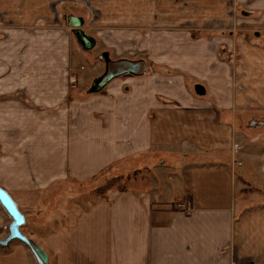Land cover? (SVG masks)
<instances>
[{
	"label": "crops",
	"instance_id": "1",
	"mask_svg": "<svg viewBox=\"0 0 264 264\" xmlns=\"http://www.w3.org/2000/svg\"><path fill=\"white\" fill-rule=\"evenodd\" d=\"M170 1L133 0L131 8L159 12L169 5L170 11L182 12L181 0ZM242 1L249 12L264 15V0ZM51 2L0 0V17L8 19L9 12V20L21 24L24 13L48 11ZM13 37L0 36V187L25 213L28 235L47 253L48 264H264V206H245L238 196L249 186L246 169L253 165L264 178V131L254 134L262 136L258 157L251 142L252 149H237L236 158L231 148L240 134L230 112L191 109L183 115L176 106L148 99L142 108L158 114L136 115L140 110L130 104V126L110 121L119 126L105 127L102 119L85 116L72 123L69 114L55 115L52 95L38 97L54 86L40 87L37 68H30L36 74L28 82L18 84L14 73H6L4 53L16 43ZM9 92L30 95L8 101ZM204 106L208 103L198 100L190 105ZM164 107L173 108L170 115ZM129 159V172L125 166L116 171L128 176L130 188L112 190L87 207L76 202L71 183L86 182ZM236 159L241 162L235 165ZM181 203L189 209H178ZM11 223L0 205V240L8 237ZM0 264L36 260L27 245L14 240L0 246Z\"/></svg>",
	"mask_w": 264,
	"mask_h": 264
},
{
	"label": "rangeland",
	"instance_id": "2",
	"mask_svg": "<svg viewBox=\"0 0 264 264\" xmlns=\"http://www.w3.org/2000/svg\"><path fill=\"white\" fill-rule=\"evenodd\" d=\"M132 1L52 0L48 11L24 13L21 24L9 20L7 12L8 19L0 17V36H14L11 42L16 43L4 53L6 73H14L13 83L18 84L28 82L30 75L36 74L30 68H37L40 87L54 86L51 92H40L38 97L52 95L55 115L69 114L72 123L77 116H85L102 119L105 127L119 126L110 121H125L129 123L125 126H130V104L140 110L136 115L158 114L156 109L142 108V101L149 102L148 99L176 106L183 115L191 109L212 115L230 112L237 116L236 134H240L232 142L231 151L234 155L237 149L249 152V143L255 142L258 157L262 136L254 134L264 131V15L249 12L248 2L242 0H193L198 5L181 0L182 12L170 11L169 5H163L162 11L144 13L131 8ZM73 16L84 19L81 29L93 39L91 48L83 47L77 38L70 25ZM107 60L144 61L146 73L116 78L97 92L94 83L104 75ZM29 95L9 92L6 100H14V96L23 100ZM197 100L208 106L191 108ZM170 109L173 108L163 110L170 115ZM239 162L236 159L235 165ZM115 166L100 172L103 176L98 173L86 182L71 183L76 184L71 189L76 202H87L81 205L87 207L97 198H106L115 189L109 182L122 175L118 171L125 166L124 171L129 172L130 159ZM252 167L246 169V174L256 189L247 186L245 194L238 192V196L244 199L245 206H264V178ZM129 181L126 188H130ZM101 187L102 195L98 192ZM26 225L27 222L21 231L31 239Z\"/></svg>",
	"mask_w": 264,
	"mask_h": 264
},
{
	"label": "water",
	"instance_id": "3",
	"mask_svg": "<svg viewBox=\"0 0 264 264\" xmlns=\"http://www.w3.org/2000/svg\"><path fill=\"white\" fill-rule=\"evenodd\" d=\"M70 25L75 28V34L85 48H91L94 45L93 39L88 37L81 29L84 25V19L82 17H71ZM146 73V64L144 61H109L107 60V67L104 75L96 79L94 83L95 90L101 91L114 79L126 76H142ZM0 205L5 210L7 215L12 219V223L9 226V236L5 240H0V246L6 247L12 241L18 240L27 245L36 260V264H48L47 253L36 244L33 240L27 238L21 231V228L26 224V217L21 212L17 203L10 196V194L0 187Z\"/></svg>",
	"mask_w": 264,
	"mask_h": 264
},
{
	"label": "trees",
	"instance_id": "4",
	"mask_svg": "<svg viewBox=\"0 0 264 264\" xmlns=\"http://www.w3.org/2000/svg\"><path fill=\"white\" fill-rule=\"evenodd\" d=\"M101 174V173H100ZM101 176H103V174H101ZM128 179V176H120V177H116V178H114V179H112L110 182H109V185L111 186V185H114L115 186V189L114 190H116V191H125L127 188H126V180L125 181H121L122 179ZM118 183H117V182ZM247 183H248V185L250 186V188H252V189H254L255 187V185H254V182L253 181H250V179H248V181H247ZM103 187H101L100 189H98V192H99V194H101L102 195V192H103V189H102ZM104 189H107V188H104Z\"/></svg>",
	"mask_w": 264,
	"mask_h": 264
},
{
	"label": "built area",
	"instance_id": "5",
	"mask_svg": "<svg viewBox=\"0 0 264 264\" xmlns=\"http://www.w3.org/2000/svg\"><path fill=\"white\" fill-rule=\"evenodd\" d=\"M74 79H72L73 81ZM178 209H180L181 211H186L189 209V206L185 203H181L178 205ZM247 264H254V263H247Z\"/></svg>",
	"mask_w": 264,
	"mask_h": 264
}]
</instances>
